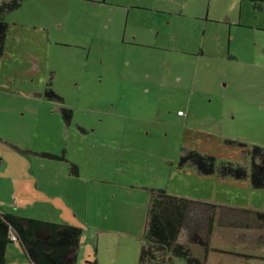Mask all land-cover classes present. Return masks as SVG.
Returning a JSON list of instances; mask_svg holds the SVG:
<instances>
[{
    "label": "rangeland",
    "instance_id": "374dc122",
    "mask_svg": "<svg viewBox=\"0 0 264 264\" xmlns=\"http://www.w3.org/2000/svg\"><path fill=\"white\" fill-rule=\"evenodd\" d=\"M57 2L67 19L61 28L52 30L51 37H62L59 42L70 45L55 44L43 72L34 71L33 66H40L37 58L29 57L26 61L21 57L14 64L5 50L0 58V211L13 210L21 212L19 215L83 229L78 264L97 260L99 264H139L149 189L161 188L170 181L177 184L178 176L170 178L189 137L201 144L221 146L225 145L224 140H236L246 143L247 148L264 147V93H258L251 80L254 78L245 76V71L249 73L255 67L252 55L264 52L257 50L264 46V32L244 30L245 27L241 30L236 25L240 20L257 16L255 20L262 19L264 27V13L252 11L254 2L262 6L264 2L198 1V9L194 11L204 15L210 9V17L216 19L209 24L210 32L214 36L222 35V40L228 32L234 37L229 49L238 58V64H223L227 72L231 67L236 77L229 79L231 76L227 75L219 80L207 67V54L215 52L216 55L217 49L207 33L197 37L201 31L197 26L199 20H188L197 25L184 37L187 45L175 48L154 44L155 31L154 43L131 42L138 33L125 15L113 18L108 8L92 6V1ZM43 6L42 0H24L17 10L7 15L9 28L15 32L29 29L30 25H40V18L44 19L42 25H46L49 14H40V18L34 15L36 8L50 10L47 4L45 10ZM190 8L187 6L184 12L193 16ZM130 11L129 20L132 17L134 23L135 9ZM141 15V26L145 27L138 32L145 33L150 16ZM225 15L232 26L223 20ZM69 22L75 26L72 31H83L86 36L83 43L74 42L77 38L69 31ZM94 32L104 36V41L94 40ZM123 38L130 42L122 41ZM11 39L8 34L5 49ZM202 47L209 53L206 51L204 58H198L195 50ZM182 60H189L188 65ZM24 74L34 79L28 80ZM23 83H30V88L37 93L24 92ZM47 85L62 100L45 97L43 91ZM11 93L20 97L9 96ZM192 100L200 104L197 110L191 109L193 113L185 109ZM176 104L183 118L176 115L178 107L170 112ZM218 104L224 106L215 116ZM61 109L72 111L68 122L62 119ZM205 146L199 147L206 150ZM225 147L230 150H225L227 158L247 161L240 148ZM213 149L221 157L218 152L222 148ZM45 153L60 159L50 160ZM72 165L80 172L78 180L70 174ZM49 180H55L56 186L45 183ZM53 188L55 195L47 194ZM102 191L106 193L104 197ZM182 191L178 195L185 196L180 197H191V192ZM232 215L239 223L251 219L250 214ZM220 226L215 229L223 235L230 228ZM257 235L256 231L253 238L251 234L243 235V239L255 244ZM187 238L184 232L179 241L185 242ZM7 248L5 264H29L18 243L12 242ZM211 257L217 259V254Z\"/></svg>",
    "mask_w": 264,
    "mask_h": 264
},
{
    "label": "crops",
    "instance_id": "0c3cea01",
    "mask_svg": "<svg viewBox=\"0 0 264 264\" xmlns=\"http://www.w3.org/2000/svg\"><path fill=\"white\" fill-rule=\"evenodd\" d=\"M42 1L44 3L43 9L45 10L46 8L45 4H47L48 5L47 7H49L50 10H48V12H45V11H38V8H36V10L34 11V15L40 18V14L41 15L42 14L44 15L45 13L49 14L50 15L49 21L46 23V25H42V22L44 21V19L40 18L42 20L41 24L37 26L30 25L29 29L28 28L22 29V30L19 29L17 32H15V31H12L8 26V34H11L12 41L9 47L8 46L6 47L5 49L6 52L4 51L6 53L5 55H8L9 59L14 64L19 63L21 57H25L26 61L29 60V57L37 58L40 62V66L39 67L33 66L34 71L36 72H43L45 70L44 65L47 63V57L51 55V48L55 44L65 45V47L70 45V43L59 42L60 40L58 39L62 37H51L52 30L61 28L64 25V21L67 19L66 14L60 10L61 8H58L59 5H58L57 0H42ZM95 1L96 3L98 2V0H95ZM189 1L191 0H159V1L158 0H127L125 4L122 2L123 4H119V6L117 7H110L109 5H107V7H104L103 4L100 3L97 5L95 2L92 3V6L108 8V12H110V15H112L113 18L116 16L118 17L120 14L125 13L126 9L127 10L129 9V13H127V15L132 13L130 10L135 9L134 16H136V18H135L134 23L131 20L127 19L129 25L133 27V30H135L136 33H138L137 36L134 35V38L133 40H131V42H135L136 40H139L144 43H152L153 28L157 26V23L155 24V21H152L153 14L159 13V14L165 15V17L170 16L171 15L170 13H172L173 15L177 14V16H172L173 18L172 19L169 18V20L167 21H165L164 17L159 18L161 25L170 26L173 24L175 25L178 24V26L182 28V32L180 31V28L177 27L174 32L167 31L162 37L160 35L159 41L161 42V44H163L167 41L168 36L170 37L171 41L180 43L182 42L183 37H186L188 36V34H191L193 30L195 29V25H197V22L191 23L188 21L189 19L190 20L194 19L196 21L199 20L200 23H198L197 26H199L201 31H203L204 35L206 33L207 34L210 33L209 28H208L210 22L207 23L206 26L202 24V19L204 18L205 14H209L208 19H212L210 17V9L209 10L207 9V11H204L203 12L204 15H199L198 13L194 11L195 9H198L199 0H193L187 5V2ZM110 2L112 5L118 3L116 2V0H110ZM163 2H166L167 5H163L162 4ZM187 6H191L189 10H192L194 12L193 16H188V14L184 12L185 11L184 9ZM88 7L90 8L91 5L90 6L88 5ZM55 9H57V11H54ZM141 14H147L150 16L148 28L147 30H145V33L138 32L139 30L144 29L145 27V26L143 27L141 26V21H142ZM260 23H261V19L255 20L252 24L249 25V27H252L255 29L257 27L261 28L263 26ZM68 25L70 27L69 31L75 36V38H77V40L74 42L83 43V39H86L85 38L86 36L83 35V31L80 32L77 29V31L74 32L71 30V28H74L75 26H72L70 22L68 23ZM54 26L56 27L53 28ZM105 26L107 27V25ZM201 31H198L197 37H200ZM211 35H214V34L211 32ZM215 36H218V38L215 41L217 42V47H223L225 43L221 39V35L216 33ZM93 39L97 40V42H99L100 40L104 41V36L99 37L97 33L94 32ZM107 40L109 39L107 38ZM122 41L130 42L128 39H124V38ZM7 48H9L10 50L9 52L7 51ZM201 49L202 48H198L195 50L194 54L198 58H200L199 56L201 55L200 54ZM259 55L258 53H255L254 55H252L254 60L256 61L255 64H258V62L259 63L261 62V58L259 57ZM214 56L216 57V59L219 60L218 62H220L222 65H224L223 63L229 64L231 62H234V63L238 62L234 59L230 60V58L226 56L224 48H218L216 55H213V57ZM213 57L212 59L215 60V58ZM182 61L186 63V65H188L187 62H189V60H182ZM211 63L212 62H207V67H209L214 73L213 77L217 78L218 74L215 71L217 70L218 65L215 64L213 68L212 65H210ZM193 64L194 63H191V66H193ZM29 65H32L31 60L29 61ZM33 68H31L30 70H33ZM21 71L22 69L20 71L18 69V72L23 74ZM245 72H246L245 74L246 77L256 78V81H258L259 77H261V73L258 74L255 70V67L251 71H249V73H247V71ZM24 75L29 77L28 80L34 79L32 76H29L28 74H24ZM232 75L233 77L235 76L233 73H231L230 76ZM30 78H33V79H30ZM29 85L30 83H23L21 85L24 92H29L30 90H32L33 92L30 91L31 93H37L36 90L35 89L33 90L32 88H30ZM9 96H13L16 98L20 97L17 94H12V93ZM169 104L171 103L169 102ZM198 105L200 104L192 100V103L185 105L186 106L185 109H188V111L191 112V109L197 110ZM223 106L224 104L223 105L218 104L217 106H215L216 107L214 111L215 116H218L220 114L218 113V111H221L220 108H223ZM177 107H178L177 104L174 105L173 108L171 109L172 110L171 112H173L174 109H176ZM179 109L180 108L178 107L176 111L178 112L181 111ZM176 115L181 118L184 117V114L180 115V114H177V112H176ZM203 144L206 145L205 146L207 147L206 150H203L199 147L200 145L202 146ZM186 146L195 148L197 151L200 150L203 152H208L215 156H218V155L216 153L217 151L216 152L212 151L214 150L213 147L222 148V151L218 153L222 154L221 157H224V158H226L225 156L226 152L230 151L229 149H226V148L223 149V145L220 146V145H214L210 143H202V144L197 143L196 139L192 137H189V140ZM96 168H97V164H96ZM136 168H140V166ZM173 168H174V172L170 179H175L178 176L179 180H176L177 184L175 182L173 183L172 181L166 184V187H167L166 190L168 191V193L178 194V192L179 193L183 192L182 189H184V191L191 192V197H188V198H193V200H196V201H208V203L219 205V207H217L216 209L217 211L214 216V220H213L214 230L212 233V237L210 239L209 249L207 250V253L203 255L204 250L200 246H192V248H195V250L192 249V253L197 252L198 254L197 255L194 254V255L196 257H202L205 260V264H264V223L257 220L255 216L252 215L251 212L248 213L251 215V219L250 221H246L247 223H239L235 217L233 218V215H232L233 213H236L238 211H240L238 212L239 214H245L242 211H250V210L257 211V212H264V189H261V190L253 189V187L249 183V180L239 181V180H234L230 178L219 177L216 174L210 177L209 176H199L195 174L192 169H184V170L179 171L175 169V167ZM79 175H80V172H79ZM79 175L78 177H75L72 175L71 176L75 177V179L78 180ZM185 179H186V182L184 181ZM54 181L55 180H49V181H45V183L56 186ZM198 181L200 182L197 184ZM46 192L47 194L50 193L51 195H55V193H52L54 192V188L51 189L50 191L47 190ZM101 193H102L101 195L102 197L106 195L104 191H102ZM180 196H185V195H180ZM6 212H14V211L13 210L0 211V213H6ZM15 213H18L19 215L21 212H14V214ZM248 214L246 213V215ZM29 217H32V216H29ZM32 218L41 219L37 217H32ZM44 221H50V220H44ZM52 222H56V221H52ZM250 222H251V225H249ZM217 225H221L222 227H225V229L226 227H230V228H227V230H225L226 231L224 232L225 236L223 235V233H219V231L215 229ZM256 231L258 232V235H257V238L254 239L256 240L255 244H251L250 240L243 239V235H246L249 237L251 234L253 238L254 233ZM226 235L229 237H226ZM79 249H80V246H79ZM212 254H217V259H213V257H211ZM6 256H7V250H6ZM96 262L97 264H99L98 260Z\"/></svg>",
    "mask_w": 264,
    "mask_h": 264
},
{
    "label": "trees",
    "instance_id": "16d2710c",
    "mask_svg": "<svg viewBox=\"0 0 264 264\" xmlns=\"http://www.w3.org/2000/svg\"><path fill=\"white\" fill-rule=\"evenodd\" d=\"M23 2L24 0L0 2V58L4 54L8 35L6 17L10 12L17 10ZM229 79H234L233 75ZM251 80L253 85L257 83L255 78ZM43 93L49 100H62L48 85ZM61 111L62 119L68 122L73 116L72 111L70 109H61ZM223 143L227 147L240 148L244 158H247V165L238 161L219 159L208 153L202 154L193 148L182 147L174 164L175 169L181 171L187 167L199 176L210 177L216 174L219 177L239 181L249 180L253 189H263L264 147L252 145L247 148L246 143L236 140H224ZM45 155L50 160L60 159L55 155L46 153ZM77 169L72 165L70 174L78 177ZM166 188L163 186L149 189L151 193L142 237L143 243L139 252V264H177L174 260L180 261L181 264H205L202 257L192 255V246L203 248V255L207 253L214 230L213 220L219 205L170 194ZM242 212L245 214L251 212L257 220L264 223V212L252 210ZM82 232L81 228L74 225L44 221L14 212L0 213V264H5L6 250L12 242L20 245L22 254L29 264H78L77 255ZM184 232L187 233L188 238L185 242H181L179 238ZM13 236L16 241L12 239ZM88 264H97V262Z\"/></svg>",
    "mask_w": 264,
    "mask_h": 264
},
{
    "label": "flooded vegetation",
    "instance_id": "af4514ba",
    "mask_svg": "<svg viewBox=\"0 0 264 264\" xmlns=\"http://www.w3.org/2000/svg\"><path fill=\"white\" fill-rule=\"evenodd\" d=\"M75 1H84V0H75ZM88 1H92V3L93 2H95L96 3V1L95 0H88ZM159 1V0H158ZM116 2H118V0H116ZM123 1L121 0L120 2H118L117 4H114V5H112L111 4V2H110V0H99L96 4L98 5V4H103L104 5V7H107V5H109L110 7H117V6H119V4H125V2H123ZM261 2H264V0H261ZM163 5H167V3L166 2H163L162 3ZM68 7H70V6H68ZM264 8V6H262V5H259V3L257 4V2H254L253 4H252V11L253 12H256V13H259V14H262V13H264V12H262V9ZM127 13H129V9L127 10H125V13H123L124 15H125V18L126 19H128L129 20V15H127ZM110 14V13H109ZM171 15L170 16H166V17H164V19H165V21H167V20H169V18L170 19H172L173 17L172 16H177V14H172V13H170ZM208 15L209 14H205V16H204V18L202 19V24L204 25V26H206V24L207 23H209V22H212V21H214L215 22V20L214 19H208ZM111 16V15H110ZM226 17H225V19H223V20H225L230 26H232L231 24H230V22H229V19H227V17H228V15H225ZM136 18V16H133V19H135ZM159 18H163L162 16H157V15H155V14H153V20L152 21H155V24L157 23V26H155V28H153V31H155L156 32V34H155V38L157 39L156 40V43H154V42H152V43H154V44H161V42L159 41V38H160V35H161V37L167 32V31H169V32H174L175 30H176V28L178 27V28H180V31L182 32V28L180 27V26H178V24L177 25H175V24H173V25H161L160 24V19ZM256 18H258L257 16H254L253 18H251V19H247V21H244V19L243 20H240L239 21V23H237L236 25L237 26H239L240 28H242L241 30H243L244 29V27H245V29L244 30H247V29H255V28H252V27H249V23L248 22H250V21H252V20H255ZM125 20V19H124ZM128 20H127V22H128ZM130 20L132 21V17H130ZM204 21V22H203ZM126 22V20H125V23H127ZM184 22V21H183ZM244 22L245 23H248L247 25H244ZM173 23V22H172ZM223 23V22H222ZM262 23H263V20L261 19V25H262ZM244 25V26H243ZM263 26V25H262ZM214 29H212V31H213ZM231 30V29H230ZM256 30L259 32V33H263L264 32V27H261V28H256ZM140 31V30H139ZM209 32H210V30H209ZM205 35L203 34V31H201L200 32V37L199 38H202V37H204ZM208 36L210 37L211 36V38H213V43H212V45H213V47L214 48H216L217 49V51H218V48H224L225 49V54H226V56H228V58H230V60H232V59H234V60H236V61H238V58L237 57H235V56H233L232 55V53L230 52V49H229V47H230V43L229 42H231L233 39H234V37L233 36H231V34L228 32L227 34H224L223 36H224V43L227 41V44H224V46L223 47H217V42H215L216 41V39L218 38V36H214V35H211V32L210 33H208ZM228 36V37H227ZM152 37H153V33H152ZM168 39H167V41L165 42V43H163V44H169V45H174L173 47H175V48H179L177 45H184V46H186L187 44L184 42V37L182 38V42H173V41H171L170 40V37L168 36L167 37ZM228 38V39H227ZM221 39H222V35H221ZM135 42H139V43H144V42H141V41H139V40H136ZM210 45H206L205 47H209ZM205 47H202V49L200 50V56L199 57H201V56H203V57H205L206 56V51L208 52V50L206 49H204ZM258 51H264V46H263V48H261V49H257ZM202 52V53H201ZM209 53V52H208ZM215 53V52H214ZM214 53L213 52H211V53H209V54H207V57L209 58L208 59V61L207 62H212L213 64H216V65H218L217 66V70L215 71L217 74H218V76H217V80H219V79H224V76H230V74L232 73V69H231V67H230V69H229V71L227 72V67H226V65H222L220 62H216V57L214 56L213 57V55H214ZM203 54V55H202ZM261 55H259V57L261 58V62L259 63L258 62V64H255V70H256V72L258 73V74H260L261 73V77H259V79H258V81H257V83H256V86H257V88L259 89V94L260 93H264V52H261L260 53ZM212 57L213 58H215V60H213L212 59ZM209 68V67H208ZM211 72H212V70H211ZM172 73V72H171ZM212 74H214L213 72H212ZM233 74H234V72H233ZM235 75V74H234ZM234 78V77H233ZM170 89H172V88H170ZM171 112V111H170ZM177 114H178V111H177ZM187 148H192V147H188L187 146ZM226 147H225V145H223V149H225ZM193 149H195V148H193ZM196 150V149H195ZM197 151V150H196ZM212 151H214V152H216V149H214V150H212ZM199 152H201L202 154H207L208 152H203V151H200L199 150ZM241 152V151H240ZM242 153V152H241ZM208 154H210V153H208ZM210 155H212V154H210ZM218 155V154H217ZM213 156H215V155H213ZM219 156V155H218ZM218 156H215V157H217V158H223L224 160H231V161H238L239 163H241V164H244V165H247V162L246 161H239V160H236V159H231V158H228V159H226V158H224V157H218ZM220 156H222V155H220ZM185 169H188L187 167L185 168ZM184 170V169H183ZM264 189V188H263ZM255 190H261V189H255Z\"/></svg>",
    "mask_w": 264,
    "mask_h": 264
},
{
    "label": "bare ground",
    "instance_id": "6f19581e",
    "mask_svg": "<svg viewBox=\"0 0 264 264\" xmlns=\"http://www.w3.org/2000/svg\"><path fill=\"white\" fill-rule=\"evenodd\" d=\"M178 113L182 115V113H181V112H178ZM12 239H13L14 241H16V239L14 238V236L12 237Z\"/></svg>",
    "mask_w": 264,
    "mask_h": 264
}]
</instances>
